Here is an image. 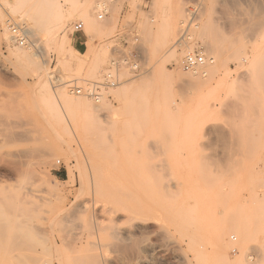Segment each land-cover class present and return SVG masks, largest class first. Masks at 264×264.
Instances as JSON below:
<instances>
[{
    "label": "rangeland",
    "instance_id": "rangeland-1",
    "mask_svg": "<svg viewBox=\"0 0 264 264\" xmlns=\"http://www.w3.org/2000/svg\"><path fill=\"white\" fill-rule=\"evenodd\" d=\"M11 1L0 0V264H264V0H93L88 25L83 0H27L20 14ZM41 1L49 23L31 13ZM190 51L205 58L193 80ZM108 69L118 84L98 101L70 88ZM61 94L85 109L61 108Z\"/></svg>",
    "mask_w": 264,
    "mask_h": 264
},
{
    "label": "bare ground",
    "instance_id": "bare-ground-1",
    "mask_svg": "<svg viewBox=\"0 0 264 264\" xmlns=\"http://www.w3.org/2000/svg\"><path fill=\"white\" fill-rule=\"evenodd\" d=\"M27 2V0H14V1H11L10 3H9V6H10V9H11V11L12 12H16V13H18L21 9H23V7L25 6V3ZM37 4H35L33 7H34V9H31V13H34V15H35V17L36 18H40V17H42V14L44 13V11L45 10H47L48 11V13H45V15L47 14V17H42V19L44 18L45 19V21H51L52 20V18H51V14H52V2H50V1H41V2H36ZM45 3L47 4V6L45 5ZM52 3V4H51ZM55 5V4H54ZM93 5V0H83V1H81V4H80V6L79 5H77V7L76 8H74V11L76 12V14H78L79 15V17H81L82 18V20H84V22L88 25L89 24V21H91L93 18V16H91V12H92V6ZM49 6L51 7V9H49ZM58 7H59V5H58ZM97 7H98V9H99V12L100 11H103L104 13H103V15H102V17H101V19L103 18V16H104V14L106 13V8H105V5L103 4V3H99L98 5H97ZM30 8H31V5H30ZM47 8V9H46ZM50 10V11H49ZM33 11V12H32ZM46 11V12H47ZM57 11V10H56ZM55 11V12H56ZM58 11H59V9H58ZM63 10L61 9V12H62ZM28 12H29V9H28ZM26 13V12H25ZM30 13V14H31ZM56 13H59V12H56ZM19 14H20V12H19ZM100 14V13H99ZM32 15V14H31ZM34 15H32V16H34ZM44 16V15H43ZM99 16V15H98ZM97 16V17H98ZM258 16H260V15H258ZM53 17V16H52ZM51 18V19H50ZM98 19H99V17H98ZM259 19V18H258ZM23 20V19H22ZM263 20V19H262ZM48 22V23H49ZM41 23V22H40ZM43 23H44V21H43ZM258 23V22H257ZM38 24V23H37ZM15 25V24H14ZM252 25V24H251ZM262 25V24H261ZM11 26H13V25H11ZM11 26H9V29H10V32H11V39L13 40V41H15L19 46H20V38L19 37H17V36H15V35H13V32H12V29H11ZM44 26V25H43ZM45 27V26H44ZM251 29V28H250ZM252 29H254V28H252ZM258 29V28H257ZM255 31V29L253 30V32ZM24 34V33H23ZM25 35V34H24ZM21 36H23V35H21ZM9 38V37H8ZM25 38H26V35H25ZM261 46V45H260ZM259 46V47H260ZM263 46V45H262ZM21 47V46H20ZM22 47H24V46H22ZM212 47V49H213V52H215V50H214V47H213V45L211 46ZM257 44H255V45H253L252 46V49H250V52H249V54L248 55H246V57L247 58H249V62H250V64L252 65V63H254L255 64V62H253V61H255L256 60V56H254L255 55V51H257ZM258 47V48H259ZM261 48V47H260ZM218 51V50H217ZM21 53H22V50H21ZM193 53H199V52H197V51H190V52H187L185 55H184V57H183V59H182V62H181V68H182V70L183 71H185V72H188V73H186V74H189V75H186L185 77H187L189 80H193V79H196V77L198 76V75H201V74H204V71H202V69H201V67H203V64L202 65H198L196 68H194L193 70H189V71H186V70H184L183 69V67H182V64H183V61L185 60V58H186V56L188 55V54H193ZM14 54V53H13ZM200 54V53H199ZM212 54V53H211ZM21 54L19 53V51H16L15 52V55H14V57H18V56H20ZM201 55V54H200ZM257 55V54H256ZM174 56H175V54H174V52H172L171 53V57L172 58H174ZM202 56V55H201ZM216 56H214V57H211L210 58V60L211 61H213V60H215L214 58H215ZM208 60V59H207ZM248 60V59H247ZM209 61V60H208ZM216 62V61H215ZM248 64V63H247ZM251 65H250V68H252L251 67ZM176 66V65H175ZM201 66V67H200ZM254 67V66H253ZM252 70H253V68H252ZM206 71V70H205ZM159 72V71H158ZM252 72V71H251ZM176 74L178 73L179 74V72L178 71H176L175 72ZM159 74V73H158ZM197 82V81H196ZM91 84V83H90ZM89 84V85H90ZM118 84V83H117ZM116 84V85H117ZM115 85V86H116ZM196 85V84H195ZM88 86V85H87ZM108 87H111V86H106L105 88H108ZM105 88H101V89H105ZM74 92V91H73ZM76 94V93H75ZM77 95V94H76ZM79 96H81V95H79ZM85 96V95H84ZM100 96H101V94H100ZM87 97V96H86ZM88 98H90V99H93V98H91V97H88ZM60 99L62 100V101H64V103H62V102H60L59 101V106H61V108H69L70 107V105H71V100L69 101L68 99H70V98H66V96L63 94H61V97H60ZM73 100V99H72ZM78 100V99H77ZM76 101V100H75ZM96 101V100H95ZM98 101V100H97ZM67 102V103H66ZM73 102V101H72ZM70 103V104H69ZM86 103V102H85ZM56 104V103H55ZM73 104V103H72ZM57 105V104H56ZM58 106V108H60ZM71 106H75L74 108L77 110V107H80V108H82L83 110L85 109V107H86V105L83 103H75V104H73V105H71ZM83 106H84V108H83ZM57 107V106H56ZM88 107V106H87ZM60 108V109H61ZM82 110V111H83ZM80 111H81V109H80ZM91 114V113H90ZM85 115H86V113H85ZM216 231V230H215ZM221 231V230H220ZM243 234V233H242ZM215 237V236H214ZM215 239H216V244L217 245H221V246H224L223 244H225L224 243V235L222 234V233H218V234H216V237H215ZM226 245V244H225ZM221 249H223V248H221ZM225 249V248H224ZM222 251V250H221ZM224 251V250H223ZM225 254L226 253H222V254H218V255H220V256H222V257H224L225 256ZM227 255V254H226ZM226 258H227V256H226ZM225 258V259H226ZM224 259V260H225Z\"/></svg>",
    "mask_w": 264,
    "mask_h": 264
},
{
    "label": "built area",
    "instance_id": "built-area-1",
    "mask_svg": "<svg viewBox=\"0 0 264 264\" xmlns=\"http://www.w3.org/2000/svg\"><path fill=\"white\" fill-rule=\"evenodd\" d=\"M99 19H101L103 15V11L99 12ZM13 35L17 36L20 38V46H25L26 45V30L21 27L18 24H15L11 26ZM25 35H24V34ZM73 34L75 37H77V40L80 41L83 36L85 37L84 34V29H83V24L81 22H77L73 25ZM23 35V36H21ZM126 44V43H125ZM205 61V58L201 56L199 53H193V54H188L183 61L182 67L184 70L189 71L193 70L196 68L198 65H202ZM112 65H118V62H113ZM137 68V64L133 65V69L135 70ZM118 83V79L114 72L110 69L106 71V73L103 76V81L100 83L93 82L88 87H86V90L81 87H76V85H70V88H72V91H74L77 95H85L87 97H91L95 100H98L100 97V89L105 88L106 86H111L114 87Z\"/></svg>",
    "mask_w": 264,
    "mask_h": 264
},
{
    "label": "crops",
    "instance_id": "crops-1",
    "mask_svg": "<svg viewBox=\"0 0 264 264\" xmlns=\"http://www.w3.org/2000/svg\"><path fill=\"white\" fill-rule=\"evenodd\" d=\"M76 39H77V37H76Z\"/></svg>",
    "mask_w": 264,
    "mask_h": 264
}]
</instances>
